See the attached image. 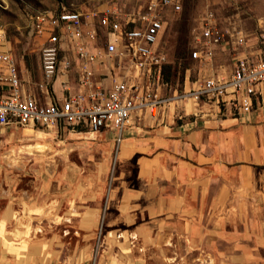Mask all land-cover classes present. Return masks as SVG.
<instances>
[{
    "label": "crops",
    "instance_id": "0c3cea01",
    "mask_svg": "<svg viewBox=\"0 0 264 264\" xmlns=\"http://www.w3.org/2000/svg\"><path fill=\"white\" fill-rule=\"evenodd\" d=\"M31 89L40 96L35 86ZM54 90L45 100L60 97L61 88ZM189 99L168 100L176 104L129 118L116 142L104 202L99 186L88 195L82 187L63 193L77 203L75 214H66L82 245L57 246L54 232L25 240L23 234L33 233L32 223L23 229L20 222L25 203L7 199L0 207V264H83L102 205L109 235L99 254L109 264H138L137 249L176 239L197 248L205 242L219 255L264 264V99L245 115L233 114L228 104ZM95 133L107 146L116 139L113 129ZM52 195L45 206L24 207L47 209ZM87 198L92 200L86 203Z\"/></svg>",
    "mask_w": 264,
    "mask_h": 264
},
{
    "label": "rangeland",
    "instance_id": "374dc122",
    "mask_svg": "<svg viewBox=\"0 0 264 264\" xmlns=\"http://www.w3.org/2000/svg\"><path fill=\"white\" fill-rule=\"evenodd\" d=\"M150 0H0V22L5 25L6 42L12 52L22 82L25 86L40 89L42 83L36 39L27 33L28 14L36 9L78 10L82 13L86 25H94L98 32L93 44H101L104 23L100 21L102 12L137 15ZM180 8L169 6L160 9L164 20L156 51L164 55L160 63V73L164 85L161 93L167 96L163 109L182 99L181 94L191 86L202 81L206 71L227 74L232 65L234 54V36L240 31L247 40V51L256 49L259 26L264 23V0H179ZM214 21L223 31V39L214 46L210 65L201 66L188 56L190 50L199 43V31L205 21ZM72 73V72H71ZM71 77V76H70ZM109 85L110 80L102 81ZM53 88L66 84L74 87V80L52 81ZM50 88V85L48 86ZM187 96V95H186ZM51 98V96H50ZM186 98V97H184ZM40 100L47 97L40 94ZM190 100L189 98H187ZM192 104V103H191ZM116 142L106 145L95 132L72 130L69 127L40 128L17 125L0 129V207L7 199L19 201L20 222L22 227L33 225L25 240L34 239L35 235L59 234L61 243H67L72 250L84 243L82 235L72 227L73 218L67 210L75 214L72 198L63 196L84 188L86 194L99 186L100 200L104 202L106 191L112 180L116 162ZM5 192V194H4ZM51 203L47 209L28 208L30 204L45 206L48 194ZM53 200V201H52ZM55 200V201H54ZM92 198H87L86 203ZM44 203V204H42ZM64 211V212H63ZM103 205L96 214L93 234L86 250L83 264H109L103 253L104 238L109 235L105 228ZM35 213V216H30ZM50 213V216L47 215ZM53 213V214H52ZM64 213V214H63ZM52 214V215H51ZM24 240L21 241V243ZM4 243H17L5 241ZM222 243L217 244L220 247ZM136 249L137 244H134ZM204 242L197 247L181 239L167 245L154 244L143 246L134 253H141L138 264H255L254 258L239 259L212 252ZM71 261V259H70Z\"/></svg>",
    "mask_w": 264,
    "mask_h": 264
},
{
    "label": "built area",
    "instance_id": "2783aa9c",
    "mask_svg": "<svg viewBox=\"0 0 264 264\" xmlns=\"http://www.w3.org/2000/svg\"><path fill=\"white\" fill-rule=\"evenodd\" d=\"M164 6L178 10L180 1L150 0L137 15L102 12L100 21L105 26L101 44L91 43L98 32L94 25L84 23L78 10L31 11L26 29L37 41L42 78L39 94H53L51 83L57 78L74 80L72 89L62 84L60 97L53 100H40L24 85L12 52L4 47L5 25L0 22V129L66 126L96 132L109 128L118 141L133 114H151L167 99L160 92L164 55L155 47L163 28L160 9ZM223 34L214 21L203 22L199 43L188 56L201 66L210 65L214 46L224 40ZM257 37L256 49L247 51V40L237 31L229 73L206 71L202 81L182 97L187 95L194 103L228 104L233 114L250 113L264 99V23ZM105 78L111 80L109 85L101 82Z\"/></svg>",
    "mask_w": 264,
    "mask_h": 264
},
{
    "label": "bare ground",
    "instance_id": "6f19581e",
    "mask_svg": "<svg viewBox=\"0 0 264 264\" xmlns=\"http://www.w3.org/2000/svg\"><path fill=\"white\" fill-rule=\"evenodd\" d=\"M185 97L189 98L188 96L185 95ZM184 99V98H183ZM186 99V98H185ZM87 132H90V131H87Z\"/></svg>",
    "mask_w": 264,
    "mask_h": 264
}]
</instances>
